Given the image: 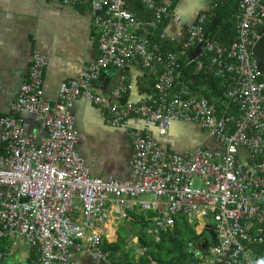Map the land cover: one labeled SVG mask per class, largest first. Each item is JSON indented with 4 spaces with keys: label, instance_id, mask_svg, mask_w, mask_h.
Instances as JSON below:
<instances>
[{
    "label": "built area",
    "instance_id": "2783aa9c",
    "mask_svg": "<svg viewBox=\"0 0 264 264\" xmlns=\"http://www.w3.org/2000/svg\"><path fill=\"white\" fill-rule=\"evenodd\" d=\"M58 1L91 9L100 57L63 82L58 101L50 104L41 88L47 58L31 54L29 83L21 85L9 115L0 118V239H11L13 249L22 244L34 250L37 264H74L75 254L111 264L101 248L104 240H116L115 233L104 232L108 221L129 222L148 213L146 234L155 242L177 218L193 224L197 236L208 234L210 244L197 264H264L254 253L264 245V0H238L235 41L228 48L205 36L208 14L186 25L171 0ZM131 2L151 12L154 21L138 22ZM219 2L225 0H213L209 9ZM162 19L182 34L174 37L164 30L151 41L149 28ZM167 41H177L179 49L165 50ZM198 57L206 58L208 73L226 81L228 101L221 113L181 81L183 65ZM135 61L155 73L154 104L122 103L128 83H119L108 97L93 92L104 70ZM77 100L101 109L112 127L128 130L135 117L160 137L175 123L198 125L219 149L200 146L182 156L149 134L130 131V178H95L77 150L70 113ZM23 113L46 131L44 138L26 135ZM3 257L0 252V264Z\"/></svg>",
    "mask_w": 264,
    "mask_h": 264
},
{
    "label": "crops",
    "instance_id": "0c3cea01",
    "mask_svg": "<svg viewBox=\"0 0 264 264\" xmlns=\"http://www.w3.org/2000/svg\"><path fill=\"white\" fill-rule=\"evenodd\" d=\"M197 6L206 8V0H181L174 10L191 23L195 20L192 11ZM129 10L143 24L153 19L152 13L136 2L130 3ZM93 18V12L85 4L65 6L58 0H0V118L9 115L10 104L27 79L28 60L32 53L47 58L43 72V98L50 104L58 101L59 87L63 82L75 79L83 66L99 58ZM172 25L173 34H167L179 37V33L176 34L178 26ZM138 31L142 33V30ZM196 60L198 71L201 62L199 57ZM154 79L155 73L140 67L139 62H128L122 69H106L93 83V92L108 97L119 83H128L131 88L124 96L127 102L154 104ZM70 113L78 135L77 150L89 164L91 175L95 178L111 177L121 181L130 178V131L143 137L149 134L159 145L182 156L199 146L219 149L214 140L194 124L175 123L166 137H160L156 128L147 132L143 121L135 117L130 119L128 130L112 127L101 109L83 100L75 101ZM19 117L23 120L26 135L36 141L46 136V131L29 114L23 113ZM123 223L109 220L104 232L109 229L108 235L115 233L113 240L118 237V228ZM21 245L12 248L8 258L10 262L13 257L11 264H17L16 260H28L30 252L25 247L20 248ZM73 263L99 264L77 254L73 257Z\"/></svg>",
    "mask_w": 264,
    "mask_h": 264
},
{
    "label": "trees",
    "instance_id": "16d2710c",
    "mask_svg": "<svg viewBox=\"0 0 264 264\" xmlns=\"http://www.w3.org/2000/svg\"><path fill=\"white\" fill-rule=\"evenodd\" d=\"M171 1V9L176 14L174 8L181 0ZM212 1L213 0H206V8L201 9L197 6L192 12L195 15V18L202 13L208 14L209 17L204 27L205 36L207 38L216 39L223 47L228 48L235 41V15L238 11L239 1L225 0V2H219L216 7L211 10L209 7ZM181 16L186 25L193 23L187 22V18L183 14H181ZM134 18L140 22L135 16ZM153 21L154 18L151 22ZM140 23L143 22L141 21ZM173 26L174 25H172L169 20L162 19V21L156 25L155 29L152 30L149 28V39L151 41H156L164 30L173 34L171 33L173 31ZM177 30L178 32H176V34L179 33V35H181V28L178 27ZM94 31L95 39H97V32L95 29ZM179 46L180 43L177 41L176 43L167 41L164 44V49L174 52L179 49ZM98 52L100 57L99 49ZM192 58L193 55L190 57V60H193ZM199 60L202 62V65L201 69L198 71H196L197 63H195L197 60L191 61V63L187 65H183L180 70L181 81L188 85L192 92L199 93L206 98L217 113H221L225 110V105L228 101L225 97L226 81H222L220 78H214L207 72L205 68L206 58H203V60L199 58ZM95 61L96 60L93 62ZM29 65L30 63H28V74ZM45 68L43 69V72ZM104 72L105 70L103 73ZM28 78L29 75H27L26 81L22 84H28ZM41 88L43 89V83ZM124 96L122 98V103L126 102V97ZM141 215L142 214H139L138 216L133 215L132 221H124V223L118 228L116 242L108 244V242L104 240L101 248L103 252L108 254L111 264H197L196 258H198L199 255H202V253L204 254L206 251V249L203 250V246L207 247V245L210 244L208 234L202 233L197 236L194 231V225L188 223L186 218H177L174 227L169 231L161 232L159 241L155 242L146 234V229L149 225L143 220L144 217ZM141 249H145V251L142 255H138L137 252ZM11 250V239L8 237L0 239V252L4 254L3 264H9L8 258ZM254 253L257 255V258H264V245L256 247ZM37 259L38 257L34 250H31L26 264H37Z\"/></svg>",
    "mask_w": 264,
    "mask_h": 264
},
{
    "label": "rangeland",
    "instance_id": "374dc122",
    "mask_svg": "<svg viewBox=\"0 0 264 264\" xmlns=\"http://www.w3.org/2000/svg\"><path fill=\"white\" fill-rule=\"evenodd\" d=\"M141 216L146 217V216H149V214H148V213H144V214H142ZM114 240H115V238H114ZM116 240H117V238H116ZM116 240H115V241H116ZM21 247H25V246H24V245H21L20 248H21ZM25 248H26V247H25ZM21 251L24 253V250H23V249H21ZM18 252H19V251H18ZM22 252H19V253H22ZM26 254H28V253L26 252ZM202 255H203V253H202ZM199 256H200V255H199ZM199 256H198V257H199ZM12 259H13V257H12ZM12 259H10L9 264H11V260H12ZM15 260H16V259H15ZM196 260H197V262L199 261L198 258H196ZM16 263H17V264H26V261L18 262V261L16 260Z\"/></svg>",
    "mask_w": 264,
    "mask_h": 264
},
{
    "label": "water",
    "instance_id": "95a60500",
    "mask_svg": "<svg viewBox=\"0 0 264 264\" xmlns=\"http://www.w3.org/2000/svg\"><path fill=\"white\" fill-rule=\"evenodd\" d=\"M198 52H199V48H198ZM206 247L205 246H203V250L205 249Z\"/></svg>",
    "mask_w": 264,
    "mask_h": 264
},
{
    "label": "clouds",
    "instance_id": "9594fccd",
    "mask_svg": "<svg viewBox=\"0 0 264 264\" xmlns=\"http://www.w3.org/2000/svg\"><path fill=\"white\" fill-rule=\"evenodd\" d=\"M200 147V146H199ZM203 147V146H202ZM205 148V147H204ZM116 242V241H115Z\"/></svg>",
    "mask_w": 264,
    "mask_h": 264
}]
</instances>
